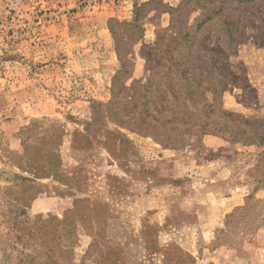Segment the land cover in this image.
<instances>
[{
	"label": "rangeland",
	"instance_id": "obj_1",
	"mask_svg": "<svg viewBox=\"0 0 264 264\" xmlns=\"http://www.w3.org/2000/svg\"><path fill=\"white\" fill-rule=\"evenodd\" d=\"M0 264H264V0H0Z\"/></svg>",
	"mask_w": 264,
	"mask_h": 264
},
{
	"label": "crops",
	"instance_id": "obj_2",
	"mask_svg": "<svg viewBox=\"0 0 264 264\" xmlns=\"http://www.w3.org/2000/svg\"><path fill=\"white\" fill-rule=\"evenodd\" d=\"M227 201H229V200H227ZM53 202V201H52ZM62 203H64L63 205H67V203H66V200H62ZM227 203H229V202H227ZM240 200H238V202L237 203H235V205H240ZM230 205V204H229Z\"/></svg>",
	"mask_w": 264,
	"mask_h": 264
},
{
	"label": "trees",
	"instance_id": "obj_3",
	"mask_svg": "<svg viewBox=\"0 0 264 264\" xmlns=\"http://www.w3.org/2000/svg\"><path fill=\"white\" fill-rule=\"evenodd\" d=\"M118 54H119V58L121 57V55H120V53L118 52Z\"/></svg>",
	"mask_w": 264,
	"mask_h": 264
}]
</instances>
